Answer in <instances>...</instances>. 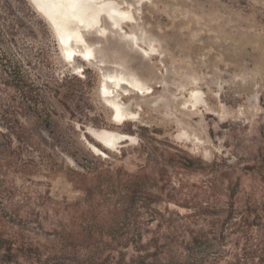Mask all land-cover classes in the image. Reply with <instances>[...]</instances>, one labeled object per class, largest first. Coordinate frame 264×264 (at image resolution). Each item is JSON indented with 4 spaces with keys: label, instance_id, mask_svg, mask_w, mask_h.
<instances>
[{
    "label": "rangeland",
    "instance_id": "obj_1",
    "mask_svg": "<svg viewBox=\"0 0 264 264\" xmlns=\"http://www.w3.org/2000/svg\"><path fill=\"white\" fill-rule=\"evenodd\" d=\"M115 1L133 23L111 29L102 19L101 37L83 32L93 61L69 63L28 0H0V110L21 107V122L42 143L29 177L11 172L7 179L13 201L29 198L46 218L33 235L43 252L36 264H104L109 239L154 233L202 236L199 250L216 264H233L236 254L264 264V0ZM116 73L134 75L144 91L113 90L105 76ZM4 78L24 89L4 86ZM102 86L129 120L112 121ZM29 89L30 97L21 91ZM87 127L133 139L107 149ZM47 162L109 171L108 178L88 194L65 168L48 175ZM236 182L247 219L239 233L222 224ZM43 199L93 211L70 213L61 233L51 224L60 216Z\"/></svg>",
    "mask_w": 264,
    "mask_h": 264
},
{
    "label": "trees",
    "instance_id": "obj_2",
    "mask_svg": "<svg viewBox=\"0 0 264 264\" xmlns=\"http://www.w3.org/2000/svg\"><path fill=\"white\" fill-rule=\"evenodd\" d=\"M23 11L34 15L25 4ZM2 84L24 89L23 84L10 78H4ZM21 91L24 95L28 93L29 97L33 92L31 89ZM10 100L13 101L12 98ZM24 113L26 112H23L19 106L0 110V264H36L43 253L33 235L43 227V220L45 221L46 218L39 217V210L29 206L31 204L29 198H25L23 202H14L13 194L8 190L9 174L19 173L25 180L29 177L31 169L36 167V163L30 160L31 154L42 150V143L34 138L33 129L29 130L21 122ZM41 138L45 141V138ZM57 165L51 162L45 163L47 174L56 176L59 173L62 174L61 169L65 168L73 175L74 184L81 189L84 188L88 194L94 191L99 181H105V176L109 173V171L107 173L95 171L86 174L69 166L65 167L64 163ZM237 185V182L230 184L227 189L226 218L222 224H228L234 232L239 233L247 225V219L245 211L238 205ZM41 204L55 216H60L51 224L53 230L58 229L61 233L67 229L63 219L70 213L77 212L80 215L90 214L93 211L91 205L87 206L86 210L81 211L77 208L74 211L68 205H65L63 209L56 208L54 204L48 206L44 203V199ZM119 211L113 210L116 213ZM201 237L190 234L186 239L183 237L184 240L179 241V237L173 234L154 233L150 236L118 234L117 237L109 239L107 246L112 248L106 255L104 264H216L215 256L208 254L205 250H199L203 243ZM203 237L204 240H208L206 236L203 235ZM244 259L236 254L233 264H245Z\"/></svg>",
    "mask_w": 264,
    "mask_h": 264
},
{
    "label": "bare ground",
    "instance_id": "obj_3",
    "mask_svg": "<svg viewBox=\"0 0 264 264\" xmlns=\"http://www.w3.org/2000/svg\"><path fill=\"white\" fill-rule=\"evenodd\" d=\"M28 1L49 24L59 46L62 59L69 63L74 61L75 57L87 63L93 61L95 58L92 48L86 44L83 32H90L92 29V31H96L97 35L101 37L103 35L101 31L102 25L100 24L102 19L109 23L111 29H118L123 23H133L134 18L132 12L129 10H122L115 0ZM127 37L136 39L134 34H127ZM123 74L106 75V80L105 78L103 80L109 83L113 90L123 86V88L126 87L127 89L136 90L138 93L144 91V85L134 77V75L125 76ZM101 90V96L105 98L106 103L108 102L110 109L113 111L112 121L116 124H120L129 120L117 102H113L109 97H105L108 89L102 86ZM110 91H112V89ZM193 98V100L198 102L199 94H194ZM86 134H89L91 138L107 149L117 148V144H123L133 139V136L130 135L91 127H87ZM83 139L86 138L83 137ZM88 146L93 148L97 152V155L102 156L101 154H103V156L106 157L105 153L91 143L88 142ZM90 147L88 148L92 152Z\"/></svg>",
    "mask_w": 264,
    "mask_h": 264
},
{
    "label": "water",
    "instance_id": "obj_4",
    "mask_svg": "<svg viewBox=\"0 0 264 264\" xmlns=\"http://www.w3.org/2000/svg\"><path fill=\"white\" fill-rule=\"evenodd\" d=\"M86 130H87V129H86ZM89 147H90V146H89ZM90 149L92 150L93 153L97 154V152H96L93 148L90 147Z\"/></svg>",
    "mask_w": 264,
    "mask_h": 264
}]
</instances>
